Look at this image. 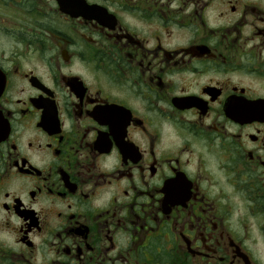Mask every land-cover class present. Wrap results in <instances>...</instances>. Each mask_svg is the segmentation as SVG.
I'll return each mask as SVG.
<instances>
[{"label":"flooded vegetation","instance_id":"flooded-vegetation-1","mask_svg":"<svg viewBox=\"0 0 264 264\" xmlns=\"http://www.w3.org/2000/svg\"><path fill=\"white\" fill-rule=\"evenodd\" d=\"M0 264H264V0H0Z\"/></svg>","mask_w":264,"mask_h":264},{"label":"water","instance_id":"water-1","mask_svg":"<svg viewBox=\"0 0 264 264\" xmlns=\"http://www.w3.org/2000/svg\"><path fill=\"white\" fill-rule=\"evenodd\" d=\"M65 13H68V11L64 10Z\"/></svg>","mask_w":264,"mask_h":264}]
</instances>
